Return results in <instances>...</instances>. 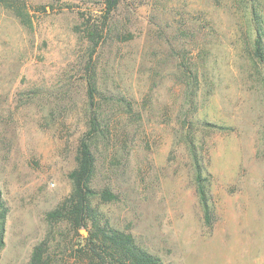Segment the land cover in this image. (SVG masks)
Wrapping results in <instances>:
<instances>
[{
    "label": "rangeland",
    "instance_id": "rangeland-1",
    "mask_svg": "<svg viewBox=\"0 0 264 264\" xmlns=\"http://www.w3.org/2000/svg\"><path fill=\"white\" fill-rule=\"evenodd\" d=\"M256 25L264 44V0H118L109 13L106 0H0V191L8 209L0 264H28L41 241L50 264H84L74 249L87 228L46 213L72 189L88 79L112 124L92 146V186L117 196L92 200L103 220L164 264H264ZM186 75L197 79L194 109ZM189 138L207 178L210 224Z\"/></svg>",
    "mask_w": 264,
    "mask_h": 264
},
{
    "label": "trees",
    "instance_id": "trees-1",
    "mask_svg": "<svg viewBox=\"0 0 264 264\" xmlns=\"http://www.w3.org/2000/svg\"><path fill=\"white\" fill-rule=\"evenodd\" d=\"M118 4V0H106V13L113 10ZM256 25L255 38L253 41L254 56L264 63V44L262 33ZM182 61L183 58H181ZM188 66V65H186ZM185 66V67H186ZM186 86L189 91L185 96L190 103L189 109L193 107L192 96H194V85L197 87V79L191 75H186ZM264 91V80H263ZM98 89L95 82L88 79L86 82L87 96V129L79 138L76 148V165L69 172L68 177L72 184V189L68 198H66L56 208L46 213L48 221H66L73 229L80 227L87 228L88 236L82 238L78 243L75 252L78 259L84 264H164L161 259L147 251L138 244L131 232L113 228L109 223L103 220L100 213L92 205L94 198H99L103 202H111L117 199V196L109 188L95 190L92 186V179L96 171V159L92 149L93 144L98 137L108 133L111 122L105 115L103 104L97 102ZM104 101H114L125 106L128 109L130 104L123 98H114L101 95ZM189 98V100H188ZM127 109V111H128ZM186 110L185 116L187 117ZM104 113V114H103ZM183 124L190 128L192 121L184 119ZM264 143V133H263ZM187 147L193 161V171H195V183L199 201L203 208V216L206 223L211 222V209L208 204V194L203 176L204 166L201 158L195 153L194 141L192 138L187 140ZM8 212L0 191V248L3 246V233L5 217ZM50 256L45 241H41L34 246L28 264H50Z\"/></svg>",
    "mask_w": 264,
    "mask_h": 264
},
{
    "label": "water",
    "instance_id": "water-1",
    "mask_svg": "<svg viewBox=\"0 0 264 264\" xmlns=\"http://www.w3.org/2000/svg\"><path fill=\"white\" fill-rule=\"evenodd\" d=\"M84 232V231H83Z\"/></svg>",
    "mask_w": 264,
    "mask_h": 264
}]
</instances>
